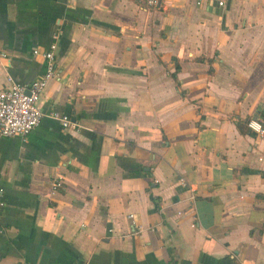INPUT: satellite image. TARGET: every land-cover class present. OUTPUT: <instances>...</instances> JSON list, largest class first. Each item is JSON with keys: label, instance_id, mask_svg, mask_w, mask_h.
<instances>
[{"label": "crops", "instance_id": "crops-1", "mask_svg": "<svg viewBox=\"0 0 264 264\" xmlns=\"http://www.w3.org/2000/svg\"><path fill=\"white\" fill-rule=\"evenodd\" d=\"M55 34L41 122L0 136V264H264L247 127L264 124V0H0V88L39 78Z\"/></svg>", "mask_w": 264, "mask_h": 264}, {"label": "built area", "instance_id": "built-area-1", "mask_svg": "<svg viewBox=\"0 0 264 264\" xmlns=\"http://www.w3.org/2000/svg\"><path fill=\"white\" fill-rule=\"evenodd\" d=\"M137 1L147 8L159 7L161 4V0ZM219 4L222 3L219 2ZM57 38L58 35L55 34L49 48L41 53L45 60V69L39 78L29 83L11 82L8 86L0 88V136H20L24 138L41 122L44 114L39 106L40 96L50 80L60 78L55 58ZM34 53H38V51L35 49ZM6 56V50L0 47V58ZM52 117L59 121L62 129L76 130L79 128L76 120L72 119L68 114L54 112ZM247 127L255 135L261 136L264 134V124L259 119H249ZM261 158L259 157L260 160ZM180 181L186 185L184 179H180ZM61 187L62 182L60 177H56L51 183V193H54ZM2 192V188H0V206L4 205ZM128 216L133 217L131 214Z\"/></svg>", "mask_w": 264, "mask_h": 264}, {"label": "trees", "instance_id": "trees-1", "mask_svg": "<svg viewBox=\"0 0 264 264\" xmlns=\"http://www.w3.org/2000/svg\"><path fill=\"white\" fill-rule=\"evenodd\" d=\"M238 125H239V123H238ZM3 190V189H2ZM2 199H3V201L5 200L4 199V197H3V195H2ZM1 207V206H0ZM170 264H176V262H172V263H170Z\"/></svg>", "mask_w": 264, "mask_h": 264}]
</instances>
